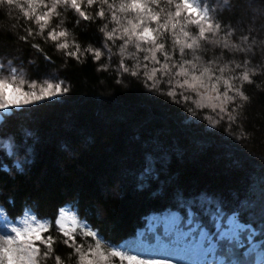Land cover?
<instances>
[{
  "label": "trees",
  "instance_id": "16d2710c",
  "mask_svg": "<svg viewBox=\"0 0 264 264\" xmlns=\"http://www.w3.org/2000/svg\"><path fill=\"white\" fill-rule=\"evenodd\" d=\"M203 1L222 27L209 42H201L197 54L221 63L247 59L253 70L252 83H243L249 100H237L243 107L231 122L225 116L212 123L210 117L220 119L219 110L197 108L194 93L185 92L186 101L167 96L166 83L150 87L145 72L153 64L143 60L147 53L131 44L121 47L119 32L109 40L106 32L115 27L110 17L86 21L62 8L51 25L67 32L69 48L62 50L47 37V29L41 34L20 10L0 6V59L19 63L31 80L57 78L69 88L14 110L0 123V206L9 219H54L64 208L106 245L121 246L146 227L152 214L168 209L185 218L189 210L200 214L204 196L211 206L256 227V240L264 243V0ZM98 7L86 14L95 16ZM29 28L36 34L21 39ZM233 29L235 34L226 38ZM242 35H249L246 54L223 49L225 39L232 45ZM162 41L171 52V37ZM76 45L79 59L67 55ZM191 56L188 52L185 59ZM158 58L163 64L159 53ZM145 63L147 69L139 67ZM51 234L55 254L64 264H74L62 234L55 229Z\"/></svg>",
  "mask_w": 264,
  "mask_h": 264
},
{
  "label": "snow or ice",
  "instance_id": "6c2138e0",
  "mask_svg": "<svg viewBox=\"0 0 264 264\" xmlns=\"http://www.w3.org/2000/svg\"><path fill=\"white\" fill-rule=\"evenodd\" d=\"M84 4L85 0H25V3H21V0H0V6L17 7L24 17L34 20L39 33L43 34L47 29V37L57 41L56 46L62 50H67L69 45L66 40L58 41L59 38L66 37L67 32L51 27L53 17L60 16L58 9L61 6L65 10H74L86 21L96 17H110L109 22L115 27L106 32L109 40L114 41L116 33L119 32L123 40L121 47L131 44L137 50L147 53L143 60L153 64L151 72H145L146 81L152 82L149 86L155 88L158 83H166L169 85L167 96L175 98L181 95L186 101L189 96L185 92L194 93L197 108L208 107L213 112L219 110V120L209 118L214 124H219L225 116L228 121H234L236 116L233 113L243 107V104L236 103L237 100H249L243 90L244 82L252 83L253 70L247 68V59L221 63L219 59L205 61L197 54L202 50L201 42H209V36H217L222 27L221 23L212 19L209 8L203 5V0H86L89 7L99 6L95 16L86 14L83 10ZM104 6H107V13ZM34 34L35 31L29 28L21 39L28 40ZM234 34L235 29L226 32L225 37ZM165 36L171 37V52L161 42ZM248 41L249 35H242L239 42L232 45L225 39L222 47L225 50L231 47L234 53L246 54L251 48ZM211 42L221 43L218 40ZM75 47L76 51H68L67 55H75L79 59L80 48L78 45ZM188 52L192 56L185 59ZM158 53L163 57V64L160 63ZM100 55V51L96 50V59ZM139 67L147 69L148 65L140 64ZM3 71L4 67L0 65V73ZM124 71L128 72L129 69L125 67ZM8 72L10 78L0 76V110L33 104L69 92L63 81L53 83L48 80L44 81L46 86L39 91H25L16 83L18 78L20 84L24 83L19 70L9 66ZM131 75L136 76L138 72L133 71ZM237 81H240L239 85ZM34 85L35 82L33 88ZM177 89L181 91L178 92ZM58 211L59 214L54 219H40L33 215L31 223L25 220L23 226H15V222L4 214V209L0 206V215H3L0 220V264H47L49 259H53L54 264H64L61 256L55 254L56 239L51 234L53 229L62 234L61 243L70 249L68 255L74 264H172L173 259L191 251L187 243L181 245L179 240L171 237H141L122 246L106 245L99 233L88 224H81L73 218L72 226L69 227L65 219V209ZM215 227L214 234L202 232L200 241L193 242L198 250L205 256L215 257L218 253L221 254L225 257L221 264H252L248 257L257 249L255 244H251L255 233L250 226L240 223L234 214L227 218V223L221 222ZM245 234L251 246L247 252H241L244 243L241 237ZM80 235L95 238L94 244L85 247V244L78 243ZM181 264L185 262L181 261ZM205 264H213V261H206Z\"/></svg>",
  "mask_w": 264,
  "mask_h": 264
},
{
  "label": "rangeland",
  "instance_id": "374dc122",
  "mask_svg": "<svg viewBox=\"0 0 264 264\" xmlns=\"http://www.w3.org/2000/svg\"><path fill=\"white\" fill-rule=\"evenodd\" d=\"M21 3H25V0H21ZM203 5L207 7V4L205 1H203ZM62 8L63 7L61 6L58 9V11H60ZM17 9L20 10L19 8ZM83 10L85 12H88L89 10V6H87L86 0L83 6ZM57 31H59L58 28H57ZM64 38H59V41L64 42L65 41ZM142 46L146 47V45H142ZM0 65H3L4 67V71L0 73V76H2L3 78H10L9 72H8L9 66L17 68L19 70L20 78L23 79L24 83L20 84L19 78L16 83L21 88H23L25 91H32V90L39 91L41 87L46 86L44 84L45 80H48L53 83L60 81L57 78H51V77L44 78L41 81L31 80L30 77L25 72L24 68L19 63H16L10 59L1 58ZM33 82H35L34 88L32 86ZM37 102H40V101H37ZM24 106H28V105L0 110V123L3 121V119L7 115L12 113L14 110L20 109ZM10 140H13L12 135H10ZM6 143H9V141H7ZM0 145H4V141H2L1 138H0ZM9 152L10 153L12 152L11 145L9 147ZM200 200H201V203L199 204V207H198V209L201 210L200 214L197 215L192 210H189L187 213L188 216L185 218L183 216V213L175 209H168V210H164L163 212H157L148 218L146 227L144 229L139 230L135 236L126 239L122 245L132 242L133 240H138L141 237H148L149 239H151L152 237H171L173 240H179L181 245H185L187 243V246L191 249V251L188 254L183 255L179 258L173 259L172 264H181V261H184L185 264H205L206 261H213V264H221V261L224 260L225 257H223L219 253L215 257H213L212 255L205 256L203 253H201L198 250V248L195 246L193 242L198 243L200 241L202 232H208L210 235L214 234L216 232V227H215L216 224L221 223V222L227 223L228 217H231L234 214L237 216V214L231 213V212L227 213L225 212V210L219 208L214 203H213V206H211L212 203L210 202V199L204 196H201ZM65 212L67 213V215L65 216V219L67 221L68 226L71 227L72 226L71 221L73 218L76 219V217L73 216L72 213L68 209H66ZM205 218H208L209 220L205 221L206 220ZM2 219H3V215H0V220ZM14 222H15V226H23V222H17V221H14ZM28 222L31 223V219ZM240 223H244V222L240 220ZM248 225L250 226L251 230L255 233V235L252 237L251 244H255L256 249H257L255 252L251 253L248 258L251 260L252 264H264L263 240H256V237L258 236L257 234L259 233L258 229H256V227L250 224ZM241 239L244 241V243L240 251L247 252L251 244L247 240L246 234L242 236ZM78 243L85 244V247H87V245L89 244H94V242H92L90 239H86L84 236L78 237ZM49 260L47 261V264H49ZM116 264H119V262H116Z\"/></svg>",
  "mask_w": 264,
  "mask_h": 264
}]
</instances>
